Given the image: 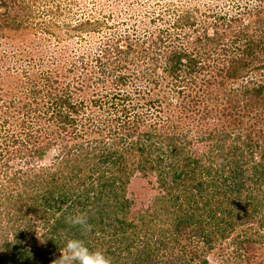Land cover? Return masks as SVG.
I'll list each match as a JSON object with an SVG mask.
<instances>
[{
	"label": "trees",
	"instance_id": "obj_1",
	"mask_svg": "<svg viewBox=\"0 0 264 264\" xmlns=\"http://www.w3.org/2000/svg\"><path fill=\"white\" fill-rule=\"evenodd\" d=\"M202 1L152 0L140 8L150 31L140 36L132 27L115 40L123 39L125 48L113 50L125 61L130 53L150 61L115 80L128 87L138 79V102L123 91L75 101L70 90L54 86L62 73H39L41 87L31 98L49 90V120L70 127L67 135L76 136L75 115L88 105L95 108L93 124L108 104L115 113L111 123L93 126L104 136L75 147L66 136L69 142L33 141L25 121L22 138L0 133L3 147L18 145L16 156L38 162H23L1 184L0 264H52L69 238L84 239L113 264H264V4L242 8L238 0L214 13ZM49 2L0 0V38L37 26L33 17L51 14L39 11ZM185 31L193 34L192 50L178 44L189 39ZM106 44L104 56L111 53ZM90 73L73 76L79 93L89 90ZM100 74L107 78L105 67ZM99 77L95 85L104 81ZM156 87L159 96L151 98ZM109 124L115 126L106 131ZM31 166L39 167L32 176ZM136 179L152 186L146 200L129 192ZM76 211L93 225L87 236L65 222Z\"/></svg>",
	"mask_w": 264,
	"mask_h": 264
},
{
	"label": "rangeland",
	"instance_id": "obj_2",
	"mask_svg": "<svg viewBox=\"0 0 264 264\" xmlns=\"http://www.w3.org/2000/svg\"><path fill=\"white\" fill-rule=\"evenodd\" d=\"M237 1L238 0H203L201 3L207 4L208 8L215 13L220 11L218 9L231 10L229 6L231 4L233 5V3H237ZM151 2L152 0H50L46 5L42 3L39 11L43 12L50 9L52 11L51 14L50 11L49 13L43 14L40 12L33 17L32 23L37 26H29V28L23 30L19 35L16 34V36L8 34L9 38H0V57L7 53L5 58L0 61V126H4V130L0 129V133L2 134L1 137L6 134L9 135L13 131L14 133H21L20 124H22L23 121L25 122L22 125L29 127L28 130H31L32 135L35 136L33 141H40L41 143L48 141L47 138L66 142L70 137L74 140L68 142L75 147L83 142L90 141V139L97 138L100 135L104 136L106 134L105 132L99 129L96 130L93 126L97 127V125L102 123H111L115 112L113 109L107 111L110 104L105 107V110L101 111L99 119H96L95 124H93L95 120L93 119L95 108L90 105L82 112L76 113L75 118L80 120L77 126L78 132L76 136H73L74 134L67 135V133L71 131L70 127L66 128V130H62L49 120L50 117H52L51 113L53 111L49 108L51 105L50 102H52L51 96L48 97L49 93H47L49 90L47 89L39 93L38 99L33 100L31 98L32 89L33 87H36L35 89H40L41 87V83L37 79H42L39 76L40 72L54 73L55 75L62 73L58 84L54 86L60 89V91H65L66 89L70 90L75 101H80L83 95L91 99L93 95L97 94L101 97V95L105 93H107L108 99H112V95L117 94L118 91H123L130 93L129 95L132 98V103L138 102L139 96L133 94L134 85L139 87L141 85L138 79L135 80L133 77L130 78L127 81L129 82L128 87L115 83V80L118 79L120 75L131 76L132 73L144 69L148 66L150 61L148 59L142 60L139 58V53H130L127 57V60L130 61H125V56L119 55L117 52L115 53L113 49L115 46L121 47L124 43L122 38L118 40V42L115 40L119 36L122 37L123 31L126 29H130L129 34L131 35V29L133 27L140 36L150 31H147L148 25L140 16L142 13L140 12V8L144 10L142 8L150 5ZM262 2L264 4V0H262ZM57 3L60 5V8L58 12H54L57 10ZM257 4H261L260 0H241L240 2L242 8H251L257 6ZM129 12H133L134 16L131 17ZM53 21L55 23V26H51L53 29L48 30L44 28V26L48 27L49 22ZM85 22L90 23V26H85V30L73 28L79 27L80 23ZM39 26L43 28V30L40 29ZM106 28H108V30H106ZM185 33L187 32L185 31ZM190 33L193 36L191 31ZM109 34L111 35L109 36ZM188 35L189 39H187V41L178 43L180 42L178 39L177 43L181 44L182 47H190L192 50L196 45L192 36L190 34ZM15 37L17 38L15 41L12 43L7 42L9 44L6 43V41L14 39ZM111 37L113 38L109 39ZM106 41L109 42L108 46L111 47V53L108 56H104L100 52L106 47ZM121 48L124 49L125 47ZM96 59L99 60L100 63H98ZM123 61L126 64H124ZM102 67H105L106 79L100 74ZM68 70L69 72H67ZM83 70L91 72L89 75L90 82L96 81L97 78H100L99 76H102L104 81L98 85H95V82L92 84L89 82V90L84 91V93H79L78 90H75L77 88L75 85H77L78 81L76 80V84H74L75 79H73V76L81 77L80 74L84 72ZM42 83L43 87L45 81ZM161 89L162 88L156 87L151 93V98H155V95L159 96L158 94ZM10 100H13L12 104ZM91 119L92 121L90 124L92 126H89L87 122ZM53 120L57 121L55 118ZM4 121L7 123L2 125L1 122L4 123ZM112 125V128H114L115 125ZM112 128L111 124H109L106 131ZM62 136L68 138H62ZM22 137L24 136L21 133V138ZM0 144V149L2 151V153H0L1 187L5 176L11 175L13 169L17 168L18 165L22 166L25 161L33 165L38 162L30 159L24 152H20L19 156H16L18 155V149L14 148H18V145L14 148H12L11 145L3 147V145H5L3 140L0 141ZM7 147H11L10 152L15 151L12 154L13 156L11 155V158L6 157V155L10 153H5ZM7 156H10V154ZM45 161H43V163H45ZM29 169L32 170L31 173H29L30 176H32L37 172L39 167L31 166ZM51 170L54 171L55 169L51 166ZM44 177L47 176L44 175ZM149 187L152 186L143 180L136 179L131 184L129 192H134L137 196L140 195L146 200V193L149 192L146 191V189ZM3 225H6L5 221Z\"/></svg>",
	"mask_w": 264,
	"mask_h": 264
},
{
	"label": "clouds",
	"instance_id": "obj_3",
	"mask_svg": "<svg viewBox=\"0 0 264 264\" xmlns=\"http://www.w3.org/2000/svg\"><path fill=\"white\" fill-rule=\"evenodd\" d=\"M51 151L55 152V149ZM65 222L74 228H78L82 236H87L93 231V225L89 221L86 212L76 211L68 215ZM60 256L52 261V264H113L112 258L101 250H92L84 239L69 238L64 247L60 248Z\"/></svg>",
	"mask_w": 264,
	"mask_h": 264
}]
</instances>
